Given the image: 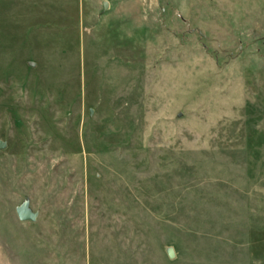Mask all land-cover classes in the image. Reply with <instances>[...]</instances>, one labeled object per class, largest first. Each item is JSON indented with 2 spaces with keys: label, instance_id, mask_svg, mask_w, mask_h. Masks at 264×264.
I'll list each match as a JSON object with an SVG mask.
<instances>
[{
  "label": "rangeland",
  "instance_id": "374dc122",
  "mask_svg": "<svg viewBox=\"0 0 264 264\" xmlns=\"http://www.w3.org/2000/svg\"><path fill=\"white\" fill-rule=\"evenodd\" d=\"M0 139V264H264V0H0Z\"/></svg>",
  "mask_w": 264,
  "mask_h": 264
},
{
  "label": "water",
  "instance_id": "95a60500",
  "mask_svg": "<svg viewBox=\"0 0 264 264\" xmlns=\"http://www.w3.org/2000/svg\"><path fill=\"white\" fill-rule=\"evenodd\" d=\"M7 144L0 139V149H4ZM17 215L21 221H36L38 212H34L30 207V202L25 201L22 205L16 208Z\"/></svg>",
  "mask_w": 264,
  "mask_h": 264
}]
</instances>
